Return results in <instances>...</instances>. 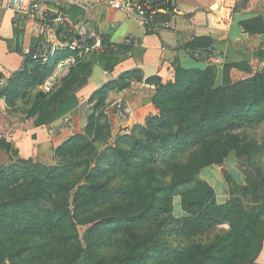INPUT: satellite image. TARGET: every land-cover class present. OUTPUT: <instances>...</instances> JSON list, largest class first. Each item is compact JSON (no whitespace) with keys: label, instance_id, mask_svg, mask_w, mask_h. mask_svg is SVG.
Segmentation results:
<instances>
[{"label":"trees","instance_id":"trees-1","mask_svg":"<svg viewBox=\"0 0 264 264\" xmlns=\"http://www.w3.org/2000/svg\"><path fill=\"white\" fill-rule=\"evenodd\" d=\"M63 10L74 24L84 14L74 5ZM56 16L43 24L49 26ZM241 25L250 35L264 34L261 15ZM212 44V39L199 37L191 47ZM37 50L24 57L20 69L1 76L6 85L0 97L9 113L71 53L58 51L43 63ZM98 61L107 70L118 63L111 44ZM83 63L60 77V87L45 97L36 91L26 118L34 125L50 119L83 83L78 74ZM262 63L264 47L259 46L252 61L226 63L221 72L217 64L179 66L172 81L151 78L157 84L151 99L158 113L115 138L105 113L109 96L141 80L142 72H127L95 91L86 133L63 143L57 165L20 159L0 169V264H254L264 244V171L252 158L263 155L264 144H245L235 131L264 123ZM0 146L18 154L1 136ZM232 151L240 160L249 158L244 173L250 206L234 194L221 201L201 175ZM159 165L168 167L163 176ZM169 173L174 174L170 180L165 178ZM176 199L183 216L173 231L181 236L191 240L219 226L229 228L207 242L166 245L163 237Z\"/></svg>","mask_w":264,"mask_h":264},{"label":"crops","instance_id":"crops-1","mask_svg":"<svg viewBox=\"0 0 264 264\" xmlns=\"http://www.w3.org/2000/svg\"><path fill=\"white\" fill-rule=\"evenodd\" d=\"M35 1L42 3L48 19L60 11L64 12L66 6L74 5L81 9L84 14H79L78 24L69 20V30L78 35L80 27L84 26L95 31L102 40L103 37L107 39L105 44L112 45L118 55V63L107 70L98 61L101 52L90 54L83 63L84 69H78L83 83H79L68 98L59 103L53 116L42 124L34 125L26 118L29 99L36 91H43L42 85L29 93L26 99H19L10 108L12 113L5 109V113L0 114L2 137L13 145L18 154L12 155L0 146V169L20 159L57 165V151L63 143L77 134L86 133L93 111L90 98L94 92L127 72L140 70L143 78L133 81L128 88L111 92L106 114L114 135L129 133L134 125L142 124L149 115L158 113L151 99L157 84L150 81L151 78L161 79L164 83L172 81L179 66L189 69L217 64L221 72L226 63L252 61L255 49L264 47V34L250 35L241 25L246 19L259 15L264 17V0H249L245 6L242 5L243 0H175L170 18L172 27L160 32L124 11L114 9L110 5L111 0ZM148 1L161 8L165 4V0ZM168 17L161 9L158 20L164 23ZM59 29L60 25L52 21L42 31L40 23L27 14L0 6V79L2 74L20 69L24 57L32 53L40 40L50 44L56 42ZM199 37L212 39L213 44L207 49H193L191 44ZM62 82L58 81L56 86ZM117 102L123 103L124 114L113 108ZM254 264H264V244Z\"/></svg>","mask_w":264,"mask_h":264},{"label":"built area","instance_id":"built-area-1","mask_svg":"<svg viewBox=\"0 0 264 264\" xmlns=\"http://www.w3.org/2000/svg\"><path fill=\"white\" fill-rule=\"evenodd\" d=\"M111 7L124 11L129 16L136 17L144 25H150L154 31L160 32L163 29H170L172 27L171 17L175 8V0H165L164 6L161 8L158 5H154L148 0H111ZM0 6L6 9H11L16 13L27 14L30 19L40 23L42 31L45 30L44 21H47V17L44 13L42 3L35 0H2ZM164 10L169 16L164 23L158 20L160 10ZM56 24L61 25L63 22L69 21V17L64 12L60 11L57 16L53 18ZM60 30V29H59ZM59 38L53 44L40 40L38 42L37 54L43 63L49 62L53 55L58 51H70L68 56L63 57L58 61L56 71L45 84L41 87L46 93L53 91L60 77L67 74L71 68L78 66L85 59L93 53L102 52L105 49V44L102 38L93 30H88L84 26L80 27L79 34H73L68 26L62 32L58 33ZM220 62L219 60H217ZM108 73V71H106ZM6 85V78L0 79V95L1 90ZM119 114L125 113V108L122 102H117L114 107ZM108 109L105 110V113ZM5 113V108L0 97V114ZM0 136L2 133L0 130Z\"/></svg>","mask_w":264,"mask_h":264},{"label":"rangeland","instance_id":"rangeland-1","mask_svg":"<svg viewBox=\"0 0 264 264\" xmlns=\"http://www.w3.org/2000/svg\"><path fill=\"white\" fill-rule=\"evenodd\" d=\"M259 69L264 70V66L260 64ZM60 85L56 87L58 88L60 87ZM33 98L30 100L32 101ZM235 133L238 134L240 140L245 144H250V143H257L259 145L264 144V123H261L260 125L253 127L245 126L235 131ZM118 134L122 135L124 133H118ZM118 134L114 135V131H113L114 138L118 136ZM111 141L113 142V140ZM102 146L103 143L101 144V148L104 147ZM253 159H254V164H256L261 170L264 171V153L261 156L256 155L254 158H252V162ZM248 160H249L248 156H245L243 160H240L238 158L237 153L235 151H232L229 154V156L226 158V161H224L221 164H216L212 167H207L203 169L201 175L203 178L207 179L213 185V187L216 190L217 196L221 201H225L232 194H234L235 196L242 198L245 205L250 206L252 204V199L248 192L246 174L244 173L245 164L248 162ZM185 166L186 164L182 165L180 170H182V168H184ZM163 168H168V167L163 165L158 166L157 170L159 171L158 173L159 176H163L162 175ZM173 175L174 174L169 173L168 175H166L165 178L170 180L172 179ZM182 216L183 214L179 207V199H176L174 202L173 211L171 212L170 217H168V221H170V223H168L167 231L165 232V235L163 237V242L166 245L178 247V246L188 245L192 241L207 242L213 239V237L217 233H220L229 228L228 225L219 226L212 229L209 233L205 235L190 240L173 231L174 229L177 228V223H176L177 220L182 218Z\"/></svg>","mask_w":264,"mask_h":264},{"label":"water","instance_id":"water-1","mask_svg":"<svg viewBox=\"0 0 264 264\" xmlns=\"http://www.w3.org/2000/svg\"><path fill=\"white\" fill-rule=\"evenodd\" d=\"M40 94H41V96H43V97H45L46 95H47V93L45 92V91H40ZM116 135V134H115Z\"/></svg>","mask_w":264,"mask_h":264}]
</instances>
